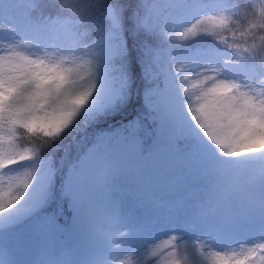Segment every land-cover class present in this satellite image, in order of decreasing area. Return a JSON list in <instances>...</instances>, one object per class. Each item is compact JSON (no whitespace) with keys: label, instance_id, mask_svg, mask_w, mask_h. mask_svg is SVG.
Instances as JSON below:
<instances>
[{"label":"snow or ice","instance_id":"1","mask_svg":"<svg viewBox=\"0 0 264 264\" xmlns=\"http://www.w3.org/2000/svg\"><path fill=\"white\" fill-rule=\"evenodd\" d=\"M178 163L203 198L93 197ZM70 235L82 264H264V0H0V264H73L43 247Z\"/></svg>","mask_w":264,"mask_h":264},{"label":"rangeland","instance_id":"2","mask_svg":"<svg viewBox=\"0 0 264 264\" xmlns=\"http://www.w3.org/2000/svg\"><path fill=\"white\" fill-rule=\"evenodd\" d=\"M135 117L130 118L129 120ZM128 120V121H129ZM147 184L139 180L135 175L126 170H119L103 177L98 181V186L93 187V197L100 203L110 199L113 201L123 200L126 206H133L140 202L143 197L150 195L155 199H179L187 196L203 198L204 188L202 181H193L187 174L185 166L178 163L164 173L148 170L145 173ZM70 217L71 210L67 209ZM61 221V223H63ZM102 223V218H100ZM169 234L158 233L150 238V243H161L168 238ZM51 256L55 259L64 257L66 250H72L71 260L73 264H82L87 259L89 250L86 240L80 235L56 236L43 242ZM39 253H37L38 257ZM5 259L10 260L11 254L6 252ZM151 260V258H148ZM109 264L113 260L118 264H137V256L130 253L114 252L107 257Z\"/></svg>","mask_w":264,"mask_h":264},{"label":"trees","instance_id":"3","mask_svg":"<svg viewBox=\"0 0 264 264\" xmlns=\"http://www.w3.org/2000/svg\"><path fill=\"white\" fill-rule=\"evenodd\" d=\"M125 2H133V0H125ZM142 101L137 100L135 97L131 105L123 112L117 114L114 120H110L109 123L113 126H119V124L127 123L129 118L135 117L137 113L140 111V103ZM68 211H66L65 216H67ZM64 218L61 219L63 221Z\"/></svg>","mask_w":264,"mask_h":264}]
</instances>
